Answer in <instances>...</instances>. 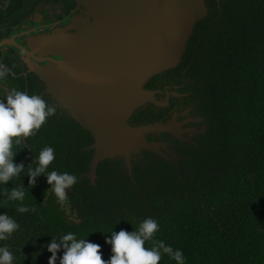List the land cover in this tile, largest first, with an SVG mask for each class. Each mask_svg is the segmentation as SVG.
Wrapping results in <instances>:
<instances>
[{"label": "trees", "instance_id": "trees-1", "mask_svg": "<svg viewBox=\"0 0 264 264\" xmlns=\"http://www.w3.org/2000/svg\"><path fill=\"white\" fill-rule=\"evenodd\" d=\"M205 2L207 15L195 23L179 64L166 71H185L209 123L198 146H183L186 170L146 161L143 171L136 166L134 184L107 159L98 164L94 185L86 177L78 181L88 169L91 154L84 148L92 137L69 115L57 118L56 108L34 135L13 144L14 162L25 167L0 183V214L19 225L0 241L13 264H48L46 245L67 233L99 244L107 261L112 253L105 237L134 231L146 218L159 225L154 239L182 251L185 264H264V0ZM46 146L55 153L46 173L77 177L63 204L47 190L44 174L28 186L29 168ZM21 184L24 200L5 203V188ZM18 205L30 210L19 213ZM62 254L63 248L56 264ZM159 264L176 261L162 253Z\"/></svg>", "mask_w": 264, "mask_h": 264}, {"label": "water", "instance_id": "water-1", "mask_svg": "<svg viewBox=\"0 0 264 264\" xmlns=\"http://www.w3.org/2000/svg\"><path fill=\"white\" fill-rule=\"evenodd\" d=\"M83 13L64 28L33 36L37 52L57 55L30 64L46 91L86 129L92 142L88 169L80 174L95 184L98 164L120 157L131 174L130 158L141 150L162 155L164 144L146 134L173 132L170 122L130 124L147 102L163 105L144 88L153 75L179 64L195 23L208 13L205 0H77ZM177 135V134H176ZM171 160L182 173L181 156ZM135 183V181L133 180ZM71 189V187H69Z\"/></svg>", "mask_w": 264, "mask_h": 264}, {"label": "flooded vegetation", "instance_id": "flooded-vegetation-1", "mask_svg": "<svg viewBox=\"0 0 264 264\" xmlns=\"http://www.w3.org/2000/svg\"><path fill=\"white\" fill-rule=\"evenodd\" d=\"M215 1L219 6L220 0ZM83 10L84 7L77 0H0V64L15 73L0 79V100L5 98L9 90L15 89L29 96L39 95L49 105H55L57 118L63 114L69 115L46 91L45 82L29 67L33 63L43 65L50 59L60 57L39 53L31 48L29 43L33 36L66 27L74 17L81 15ZM167 70L157 73L159 75L156 79L154 76L157 74L153 75L144 84V88L154 90L156 99L164 104L147 102L128 118L130 124L170 122L174 133L163 131L145 135L150 141L164 144L165 148L159 147L162 155L147 150L132 155L131 174L122 158H108L112 162H118L115 174L127 175L132 181L134 172H137L136 166L143 171L146 161L154 160L159 163L165 161L174 164L171 160H166L163 154L169 156L175 153L181 156L179 164L180 160L188 159L189 155L182 154L183 146H198L207 134L209 127L207 117L198 108V101L191 91L192 85L184 75L185 71L176 75V72L166 74ZM86 147L84 149L91 154L92 150ZM73 191V186L66 189L67 194H72Z\"/></svg>", "mask_w": 264, "mask_h": 264}, {"label": "clouds", "instance_id": "clouds-1", "mask_svg": "<svg viewBox=\"0 0 264 264\" xmlns=\"http://www.w3.org/2000/svg\"><path fill=\"white\" fill-rule=\"evenodd\" d=\"M9 74L15 75L11 69L0 64V79ZM6 101V103L4 102ZM56 114V106L49 105L39 95H31L11 89L5 98L0 100V183L19 176L24 165L14 162L16 152L13 144H22V141L35 134L46 122L49 116ZM55 159L54 149L50 146L43 148L36 161L35 168H29L27 173L28 186L35 183L38 175L44 174L50 190L59 203L67 202L66 189L77 182L74 174L46 173V169ZM3 195L8 201H23L25 197L24 186L12 188L9 192L5 188ZM30 209L18 205L16 211L28 212ZM34 211V209H32ZM19 225L7 213L0 214V241L7 240ZM159 230L158 223L152 218L144 219L134 231L120 230L111 232L110 237H105V242L111 245V256L107 261L102 258L101 246L86 239H77L75 234L67 233L59 239L53 237L46 247L52 255L48 264H56V253L63 248L59 264H159L162 253L174 259L176 264H185V258L180 250H174L163 241L155 240V233ZM152 241L153 246L146 248L145 242ZM14 256L8 246L0 247V264H13Z\"/></svg>", "mask_w": 264, "mask_h": 264}]
</instances>
